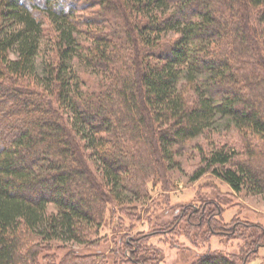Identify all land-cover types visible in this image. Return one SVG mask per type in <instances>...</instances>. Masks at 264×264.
Returning a JSON list of instances; mask_svg holds the SVG:
<instances>
[{
	"label": "trees",
	"instance_id": "1",
	"mask_svg": "<svg viewBox=\"0 0 264 264\" xmlns=\"http://www.w3.org/2000/svg\"><path fill=\"white\" fill-rule=\"evenodd\" d=\"M169 32L176 37L165 40ZM262 45L264 0H0V264H40L52 241L67 249L59 264H93L98 255L68 242L95 243L107 206L123 190L143 196L158 158L173 165L175 146L218 117L244 148L214 147L192 180L211 172L236 192L264 194ZM212 216V232L234 234L239 222L219 229ZM184 218L205 221L186 207L168 229L126 235L128 264H147V240ZM245 225L261 232L258 249L264 227ZM193 264L237 263L218 253Z\"/></svg>",
	"mask_w": 264,
	"mask_h": 264
},
{
	"label": "rangeland",
	"instance_id": "2",
	"mask_svg": "<svg viewBox=\"0 0 264 264\" xmlns=\"http://www.w3.org/2000/svg\"><path fill=\"white\" fill-rule=\"evenodd\" d=\"M49 26L48 23L47 28ZM174 37L176 34L173 32L164 34L165 40ZM49 41L50 37L46 36L41 44L39 71H42V61L51 49ZM73 63L79 71L87 69L79 61ZM98 79H101L98 75L91 78L92 81ZM222 146L236 151L244 148L239 129L218 117L214 126L202 135L175 146L173 165L158 158L161 162L160 173L145 175L143 196L137 198L132 192L123 190L122 199L107 206L104 223L98 230L95 228L94 232L97 230V233L93 232L90 237V241L95 243L85 246L68 242L66 246L76 248L81 254L98 255L93 264H128L130 262L122 252L126 235L168 229L175 216L187 207L189 210L199 209L205 221L200 225H190L184 218L175 230L149 238L145 243L147 264H193L200 257L218 253L237 264H264V240L258 249L255 246L261 239V232L245 225L258 223L264 227V194L252 195L246 189L236 192L211 172L197 180L191 178L201 166L203 156H208L214 147ZM91 152L90 149L83 150L84 159L94 174L102 178L96 156ZM132 186L134 184L129 187ZM56 211L54 204L48 205V213ZM211 213H214L213 225L219 229L233 228L234 223L239 222L234 234L228 236L212 232L206 223L211 220ZM64 245L52 241L49 252L45 250L40 255V264H59L67 252Z\"/></svg>",
	"mask_w": 264,
	"mask_h": 264
}]
</instances>
